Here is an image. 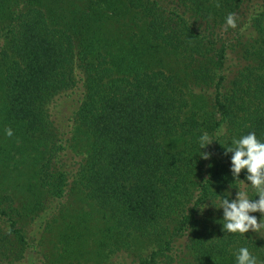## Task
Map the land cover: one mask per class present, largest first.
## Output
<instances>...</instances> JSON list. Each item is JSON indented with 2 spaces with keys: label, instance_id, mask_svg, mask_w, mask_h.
<instances>
[{
  "label": "trees",
  "instance_id": "obj_1",
  "mask_svg": "<svg viewBox=\"0 0 264 264\" xmlns=\"http://www.w3.org/2000/svg\"><path fill=\"white\" fill-rule=\"evenodd\" d=\"M8 128L0 264H236L241 247L264 264V237L223 231L216 208L259 199L225 148L264 142V0H0V140ZM61 220L74 232L40 259L37 232ZM83 243L94 258L72 255Z\"/></svg>",
  "mask_w": 264,
  "mask_h": 264
},
{
  "label": "clouds",
  "instance_id": "obj_2",
  "mask_svg": "<svg viewBox=\"0 0 264 264\" xmlns=\"http://www.w3.org/2000/svg\"><path fill=\"white\" fill-rule=\"evenodd\" d=\"M219 6V4H217ZM237 27L236 16L230 13L226 17L224 30L228 28L235 29ZM8 137L13 136L11 128L5 129ZM222 134V130L216 133L217 136ZM212 137L207 133L201 135L199 139L200 148L204 149L213 143ZM225 148V147H224ZM232 153L231 156V172L236 180L242 170H247V181L256 191L258 200L250 199L245 191H238L236 198L229 201L227 197L220 201L219 207L223 209V231L228 233H245L252 231L264 237V142L257 139L254 132L249 133L239 139L232 141V146L225 148V155ZM211 153L201 152L202 159L211 158ZM243 182V181H242ZM207 205L199 207L201 212ZM261 213L262 218L258 221L257 217L250 213ZM236 264H257L248 248L241 247L236 254Z\"/></svg>",
  "mask_w": 264,
  "mask_h": 264
},
{
  "label": "rangeland",
  "instance_id": "obj_3",
  "mask_svg": "<svg viewBox=\"0 0 264 264\" xmlns=\"http://www.w3.org/2000/svg\"><path fill=\"white\" fill-rule=\"evenodd\" d=\"M4 138H5V141H4ZM2 143H4V144H6L7 143V145H9V140H6V135H4L3 137H2V140H0ZM7 152L6 151H3L2 152V154H0V155H7L6 154ZM11 155H15V160L16 159H19V168H20V172H21V174H22V176L21 177H27V176H30L31 175V167H30V164H29V162H26V163H24V162H22V160H21V156H20V153L18 152V151H16V150H14L13 152H12V154ZM2 173V175H7V176H10L11 177V179H12V182H8V183H6L5 185H7V186H10V187H12V188H14V187H16V179H18V177L15 175V173H7V170L6 171H4L3 172V168L2 167H0V174ZM27 175V176H26ZM6 180V179H5ZM8 181V180H7ZM15 185V186H14ZM22 195V197L24 198V196H23V194H21ZM73 196V195H72ZM74 196H76V195H74ZM77 198V200H79L80 199V195L79 196H77L76 197ZM71 201H73L74 199L73 198H71L70 199ZM80 204H82V202H78L77 203V207L80 205ZM47 205H49L50 206V203H49V201L47 202ZM46 210L45 209H41V210H39V213H43V212H45ZM71 212L69 213V215L66 217V219H65V221L67 220V221H72V217L74 216V214L72 213L71 215ZM52 216H54V214L52 215ZM70 225H65V224H63V220H61V223L59 224V225H55V228L54 229H49V230H47V231H45V237H44V240H41V234H42V231H43V228L42 229H40V231L39 232H37L38 233V239H40V246H39V249H40V251H41V253L42 254H40L39 255V258L40 259H43L44 257H45V254H47L48 256H56V252L58 251V249H60V248H62V246H63V243H64V241H63V243L61 244V242L59 241V237H57V232L56 231H67V234L68 233H72V232H74V230H72V227H69ZM29 227L30 228H33L34 230H35V228L37 227L34 223H32V222H30L29 223ZM79 231H83L82 230V228L81 227H78L77 228ZM83 239H85V240H88L87 239V237H85V238H83ZM62 240H63V238H62ZM89 241H91V240H89ZM89 243V242H88ZM88 243H83V245L80 247V246H78V248H79V250L80 251H78L77 252V250H74V252H72V255H74V256H76L77 255V253H79V252H82V253H85V255L87 256V258H94L95 256H96V253H95V251H96V249H95V251L94 250H91V243L90 244H88ZM60 247V248H59ZM91 252V253H90ZM37 258H38V256H37ZM38 258V259H39ZM116 256H114L111 260H110V264H113V263H115V261H116Z\"/></svg>",
  "mask_w": 264,
  "mask_h": 264
}]
</instances>
